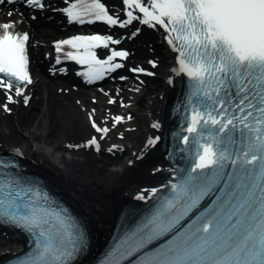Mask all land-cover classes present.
Wrapping results in <instances>:
<instances>
[{
  "label": "snow or ice",
  "instance_id": "1",
  "mask_svg": "<svg viewBox=\"0 0 264 264\" xmlns=\"http://www.w3.org/2000/svg\"><path fill=\"white\" fill-rule=\"evenodd\" d=\"M7 2L45 6L43 0ZM122 3L128 9L125 21L110 14L102 0H75L64 13L80 25L102 22L124 28L141 20L168 33V44L178 54L173 71L188 81L181 106L186 134L179 137L183 147L177 145L187 165L175 169L178 179L164 185L166 195L151 190L153 207L135 229L118 238L101 264H264V0ZM28 41L16 22L0 23V89L8 102L0 107L5 112L17 102L13 94L24 95L25 86L33 83ZM119 42L111 36L78 35L58 42L56 50L65 45L73 49L64 55L87 65L82 75L92 82L123 67L113 61L127 59V51L112 50L106 60L95 51ZM133 71L154 75L143 68ZM124 119L114 117L116 124ZM92 127L103 136L109 132L94 120ZM159 141L150 138L148 146ZM86 147L101 150L95 137ZM16 155L23 153L17 150ZM20 168L18 162L0 158V225L31 237L29 251L14 264H75L88 247L85 229L41 186L23 178Z\"/></svg>",
  "mask_w": 264,
  "mask_h": 264
},
{
  "label": "bare ground",
  "instance_id": "2",
  "mask_svg": "<svg viewBox=\"0 0 264 264\" xmlns=\"http://www.w3.org/2000/svg\"><path fill=\"white\" fill-rule=\"evenodd\" d=\"M104 1L120 19L126 16L123 11L128 9L122 0ZM48 2L45 0L44 5ZM45 9L46 6L34 9L32 13L35 15ZM21 15L19 10L7 12L0 7V22H16L31 37L34 63L31 73L33 83L25 86L24 95L13 94L17 102L8 104L10 112L0 107V129L6 134L4 138L0 137V150L13 151L15 155L17 150L22 152V157L16 156L23 166L40 174L60 197L83 216L91 228L92 237L88 254L80 259L83 263L112 232L119 210L128 202L140 201L137 197L149 193L164 177L167 165L160 141L154 147L148 146V141L153 137L161 139L160 131L170 123L167 107L173 99L171 86L176 75L173 71L176 68L175 53L160 28L135 20V25H128L119 34L122 38L132 33L128 36L129 41L111 44V51L131 45L133 51L128 67L143 68L154 75H146L141 82L127 77L124 81L131 98L128 96L118 106L99 99V107H96L97 104L91 103L93 96L90 94L66 92L67 88L57 86L48 76L53 69H57L52 63L50 44L54 38L32 25L34 23L37 27L35 23L40 21L57 20L55 11H52L53 17H36L31 23ZM105 53L106 50L97 56L102 57ZM151 62L156 64L155 68ZM125 72L124 69L121 75ZM66 79L68 77L60 78L62 81ZM122 86L125 84L121 83L119 88L123 89ZM100 96L104 97L103 94ZM111 97L114 101L115 97L112 94ZM5 103H8L5 92L0 89V106ZM117 116L125 119L119 124H110L108 119ZM92 120L97 126L109 129L107 136L95 131ZM59 121L63 124L61 140L53 139L56 128L59 129ZM157 122L161 125L160 129L152 127ZM93 137L101 145L99 152L94 147H86ZM10 234L0 228V259L7 254L12 256L23 245L20 238Z\"/></svg>",
  "mask_w": 264,
  "mask_h": 264
},
{
  "label": "rangeland",
  "instance_id": "3",
  "mask_svg": "<svg viewBox=\"0 0 264 264\" xmlns=\"http://www.w3.org/2000/svg\"><path fill=\"white\" fill-rule=\"evenodd\" d=\"M110 122H112V120H110ZM61 124H62V121H61V123H60V121H59V123H57V126H59V129L56 128V130H55V132L53 134V139H56V138H58L59 140L62 139L63 135L61 134V129L63 128L62 127L63 124L62 125ZM5 136H6V134H4L3 131L0 129V137L4 138Z\"/></svg>",
  "mask_w": 264,
  "mask_h": 264
}]
</instances>
